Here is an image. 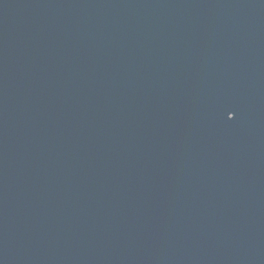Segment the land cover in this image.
I'll use <instances>...</instances> for the list:
<instances>
[{
	"label": "water",
	"instance_id": "water-1",
	"mask_svg": "<svg viewBox=\"0 0 264 264\" xmlns=\"http://www.w3.org/2000/svg\"><path fill=\"white\" fill-rule=\"evenodd\" d=\"M0 264H264V0H0Z\"/></svg>",
	"mask_w": 264,
	"mask_h": 264
}]
</instances>
